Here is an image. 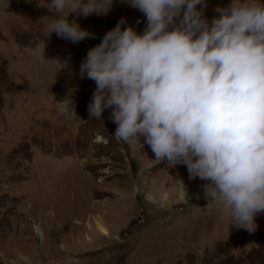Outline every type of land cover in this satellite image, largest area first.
<instances>
[{"label":"rangeland","instance_id":"obj_1","mask_svg":"<svg viewBox=\"0 0 264 264\" xmlns=\"http://www.w3.org/2000/svg\"><path fill=\"white\" fill-rule=\"evenodd\" d=\"M230 3L205 0L203 15ZM52 15L38 0H0V264H264V213L252 232L228 227L207 181L118 140L111 109L89 118L95 83L79 77L82 59L121 17L142 32L144 14L124 0L70 12L94 34L78 43L46 37ZM71 93L74 111H60Z\"/></svg>","mask_w":264,"mask_h":264},{"label":"clouds","instance_id":"obj_2","mask_svg":"<svg viewBox=\"0 0 264 264\" xmlns=\"http://www.w3.org/2000/svg\"><path fill=\"white\" fill-rule=\"evenodd\" d=\"M124 2L146 26L122 29L121 17L87 50L78 74L95 83L89 118L111 109L112 135L146 144L158 163L185 165L190 180L208 182L205 198L227 213L228 227L254 231L264 213V0H231L211 22L205 0ZM111 4L38 0L54 13L46 37L54 32L72 43L94 34L68 14H106ZM55 61L56 72L68 67L67 58ZM65 97L60 111H74L72 93Z\"/></svg>","mask_w":264,"mask_h":264},{"label":"bare ground","instance_id":"obj_3","mask_svg":"<svg viewBox=\"0 0 264 264\" xmlns=\"http://www.w3.org/2000/svg\"><path fill=\"white\" fill-rule=\"evenodd\" d=\"M99 230L101 231L102 234H106L105 230L100 226L99 223L96 224Z\"/></svg>","mask_w":264,"mask_h":264}]
</instances>
